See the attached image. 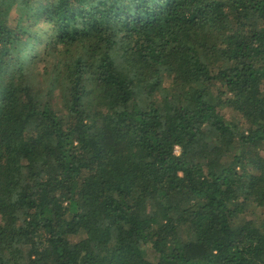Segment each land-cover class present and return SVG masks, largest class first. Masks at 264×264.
Listing matches in <instances>:
<instances>
[{
	"label": "trees",
	"instance_id": "trees-1",
	"mask_svg": "<svg viewBox=\"0 0 264 264\" xmlns=\"http://www.w3.org/2000/svg\"><path fill=\"white\" fill-rule=\"evenodd\" d=\"M0 264H264V0H0Z\"/></svg>",
	"mask_w": 264,
	"mask_h": 264
}]
</instances>
